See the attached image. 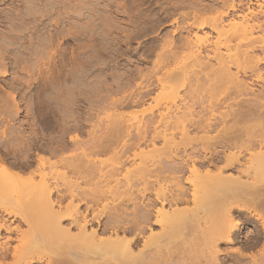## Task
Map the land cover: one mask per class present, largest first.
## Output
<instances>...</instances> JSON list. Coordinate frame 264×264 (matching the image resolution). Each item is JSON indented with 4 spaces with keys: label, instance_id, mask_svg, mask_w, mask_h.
Returning a JSON list of instances; mask_svg holds the SVG:
<instances>
[{
    "label": "bare ground",
    "instance_id": "obj_1",
    "mask_svg": "<svg viewBox=\"0 0 264 264\" xmlns=\"http://www.w3.org/2000/svg\"><path fill=\"white\" fill-rule=\"evenodd\" d=\"M7 1V5H14L21 0H0V4ZM1 12L0 24L5 23ZM16 12L6 14L5 20L9 21ZM163 15L150 21L154 25L151 28L170 16L173 28L163 32L154 66L147 72L137 70L124 81H115L114 88L107 86L109 81L106 86L99 85L106 94L122 92L120 97L107 98L109 102L105 99L103 109L138 106L160 89L162 101L145 119L133 120L131 115L106 111L108 130L95 134L96 122L92 123L87 138L82 139L78 134L79 118L73 113L67 115L75 102L76 107L79 104L62 95L63 115L57 122L60 134H41L48 137L43 141L39 131H35L36 116L30 119V104V109L26 105L30 113L27 122L34 133H26L21 122L16 126L10 123L20 111L15 92L0 93V121L5 122L0 130V152L4 150L14 160L6 164L0 153V264H264L262 3L172 0ZM257 31L259 34H255ZM213 34L216 40L210 39ZM45 50L48 54L36 52V64L54 60L55 51ZM4 56L0 50V62ZM75 66L71 65L65 75L72 80L79 72L75 69L79 64ZM35 68L38 67L34 65ZM87 68L77 78L86 81L88 97L83 102L89 111H94L103 94L100 100L93 99L96 77L93 68ZM3 73L7 69L0 71ZM245 76L263 86L255 92ZM133 82L134 86L129 87ZM79 88L82 87L76 89ZM92 114L88 112L84 117L86 122ZM51 121L47 119V123ZM7 125L10 128L6 130ZM71 130L76 132L68 136ZM141 144L144 147L139 148ZM130 150L134 152L127 154ZM108 152L112 153L109 163L96 158ZM136 157L139 161H135ZM3 158L8 159L4 155ZM35 176L39 178L34 179ZM14 196L19 201L17 206L12 202L16 200ZM109 199L115 202L110 207ZM189 203L192 206L188 208ZM13 220L24 222L27 229L18 224L10 226ZM246 222L253 229L245 237V245H262L259 256L247 254L237 245ZM159 223L162 232L150 231L147 235L146 231ZM179 229L187 236L195 229L197 242L194 240V246L186 247L179 259L172 261L166 249L175 236L170 232ZM15 239L17 243L12 245ZM219 243L235 247L222 250ZM242 257H248V262Z\"/></svg>",
    "mask_w": 264,
    "mask_h": 264
},
{
    "label": "rangeland",
    "instance_id": "obj_2",
    "mask_svg": "<svg viewBox=\"0 0 264 264\" xmlns=\"http://www.w3.org/2000/svg\"><path fill=\"white\" fill-rule=\"evenodd\" d=\"M21 1L23 2V0H21ZM21 1L14 3V5H7V3H9L8 1L0 4V10L2 11L1 16L3 17V19L5 21V23L0 24V38L2 39V40L0 39V50L5 54L4 59L0 62V71H4L5 69H7V73L0 74V93L6 94L7 91L13 92V93L15 92L14 93L15 97H16L17 101H19V103H20L19 114L16 117L13 116L14 117V119L12 118L13 122L10 120L11 121L10 123H14L16 126V125H19V123L21 122L22 127L26 133H30V132L34 133L35 131L37 133L39 131V136L41 134L44 135V133H45V135L51 133L54 137H57L58 136L57 134H60V132H59L60 129L58 127L59 125L57 124V122H58V120L61 119V116L63 115L62 111H63V104L64 103L61 100V97H62V95H65V97L68 98L71 102L72 101L74 102V100H77V104H79V107H76V102H75V105L71 106V107H73L71 109L72 110L74 109V110L73 111L71 110L67 115H72L71 113H73V116H75L76 118L77 117L79 118L78 122L80 124V127L78 129L79 130L81 129V130L79 131L78 134L82 139H86L87 138V134H86L87 130H89L90 125L92 123H95V122H96L95 123L96 127L93 128L94 133L100 134L102 131L105 133L108 126H110L108 124V121H107L108 118L105 115L106 111L108 113H123V114L128 115V116L131 115L130 117H133V120H135V119L139 120V119H145L146 116H148V112H150L151 110L157 109V107L160 105V103L162 101L161 97H162L163 93L160 91V89L155 90L153 93H151L147 98H145L146 101L144 100L145 102L143 101L138 106L137 105L125 106V108H124V106H118V107L117 106H115V107L111 106V108L107 107V109H103L102 107L105 104H107V102H109V100H107V98L109 99L111 97L112 98H117L118 96L120 97L122 92H120V91L118 93L112 92L111 94L107 93L108 95H110L108 97L106 92L102 91L103 89L100 88V86L101 85L106 86V84H108V81H109V85H107V86H111V87L113 86L112 88H114L115 83H116L115 81H117V80L118 81H121V80L124 81L129 77V75L136 73L137 70H140L141 72H145V71L147 72L148 69H150L154 66V64L157 61V56L155 57V55H157L159 53V51H161L160 47H161L162 36L164 37V33L173 28V24L170 23L173 17L172 16L168 17V19L164 20V21H166V24L163 21V24H161L159 26H155L154 29L151 28L154 26L152 24V22L154 19H156L160 16L162 17L164 8H166L169 5V2H171L172 0H33V2L30 4L21 3ZM203 1L205 2L207 0H201L202 3H204ZM259 2L262 3V8L264 9V0H259ZM46 3H47V5H46ZM12 6H13V8H12ZM28 7H29V10H28ZM31 9H32V11H31ZM16 10L18 13L16 12ZM12 11L16 12V13L13 14V16L11 17V19L9 21H6L5 20L6 14H11V13H13ZM29 11H31V12H29ZM36 12H38V13H36ZM27 13H29V15ZM22 15L23 16L25 15L24 18ZM27 15H28V17H27ZM15 16L19 17V18H16ZM90 16L92 17V19ZM261 17L263 19V16H261ZM21 18H23V19H21ZM150 18H153V19H150ZM90 21H92V22H90ZM150 21H152V22H150ZM101 22L103 23V25L105 24V26H103ZM35 25H37V26H35ZM106 25L107 26L109 25V26L107 27ZM94 26L97 28H95ZM134 27H136V28H134ZM132 31L134 34L132 33ZM255 34H259V32L257 31V33H255ZM47 36H50V37H47ZM211 36H213V37H211ZM211 36H210L211 37L210 39H214V34ZM8 37H10V38H8ZM12 37H13V40H11ZM51 37L54 39H53V41L49 42V39ZM26 39L27 40L29 39V41H27ZM214 40H216V37ZM30 41H32L33 43ZM2 42H3L2 47H4V48L1 47ZM19 43H21V45ZM29 45L31 47H29ZM33 46H34V48H33ZM30 48H31V50H30ZM26 49H27V54H26ZM33 49H34V51H33ZM40 49H43V50H40ZM45 49H47V50L53 49V51H55L54 52L55 55L53 56L54 60L51 62H50V60H47L48 62L46 61L47 63H44L45 65L43 64V62H41L40 64H36V57L38 56L36 52L37 51L38 52L44 51V52H42L43 54L47 53L48 51H46ZM17 50H19V52H17ZM28 50H29V52H28ZM96 50H98V51H96ZM30 51L33 54H31ZM22 52H24V53H22ZM71 52H73V54ZM89 54H91V56ZM23 56H24V58H23ZM69 56H70V58H69ZM28 57H29V59H28ZM77 57H78V59H77ZM86 57H88V58H86ZM93 57H95L96 59ZM21 58H23L24 60ZM72 58H73V60H71ZM93 59H95V60H93ZM91 60H93V61H91ZM69 61H70V64L72 66H75V65L78 66V64H79L80 69L77 66H75V67H77L75 69L78 70L79 72L84 71V69H85V72H87V70H88L87 67H89L90 70H91V67L94 69V70L92 69V72L94 74L93 77L94 78L96 77L94 79V81H95V84L97 83L96 84L97 88L94 91L96 97L93 96L94 97L93 99L97 98L96 100H100V97L102 94H103L102 96L104 99V100L102 99L103 101L101 100L100 102L99 101L96 102L97 105H96V109L94 111L93 110L89 111L85 106L86 104L84 102H85V98L88 97V95H87L88 92H87V88H85L86 87V84H85L86 81H84V78H82V77L77 78L80 76V73L78 72V76L76 78H73V80L75 79L74 82L72 80V77L70 78V77L65 76L66 73H68V71L70 70L69 67L71 68ZM72 61L75 62V64L72 63ZM89 61H90V63H89ZM80 62H81V64H80ZM55 63H56V65H55ZM76 63H78V64H76ZM82 64L83 65L85 64L86 66L85 65L83 66ZM89 64H90V66H89ZM34 65H35V67L37 66L38 68L34 69ZM81 65L84 68H82ZM173 65H171V66H173ZM27 66L28 67L30 66V67L28 68ZM81 69H83V70H81ZM81 73H83V72H81ZM126 73H128V74H126ZM53 75L55 77H53ZM120 76H121V78H120ZM54 78H55V80H54ZM67 78H69L71 81H67V80H69ZM81 78L83 80H80ZM56 79H58V80H56ZM65 79H67V80H65ZM100 80H102V81H100ZM105 80H107V82H104ZM245 80H247L249 82L251 89L253 87V90L255 92L258 91L260 89V86L262 85L261 82L258 83L255 80H252V78H250L248 76H245ZM76 81H77V83H76ZM136 81H138V79H136ZM250 81L251 82L255 81L256 83L252 82V84H251ZM71 82L75 84L76 88H78L80 86L82 88H79V90L75 88V90H74V85H72ZM100 82H102V84ZM63 83L66 85V87H64L65 85ZM67 84L70 87H68ZM131 84L132 85H130V86L128 85V86L133 87L135 83L133 82ZM128 86L125 87V90L128 88ZM1 87H2V89H1ZM67 87L69 88V90L67 89ZM65 89L67 92L64 91ZM61 90H63L66 93H64L63 91L61 92ZM68 91H69V93H68ZM70 92H71V95H70ZM94 92H93V94H94ZM67 93H68V95H67ZM105 95H107V96H105ZM69 96H71L72 98H69ZM0 97H1V95H0ZM105 99L107 100V102ZM8 101H10V100H7V103L10 104V102H8ZM1 103H2V101L0 102V106L2 105ZM27 104H28V109L32 108V110H31L32 114L30 115V119L32 120V118L34 119V116H36L35 122H36V125H37V123H38V125H37V129L35 131L33 128L30 127L29 122H27L29 120V119L27 120V115L30 114V113H27V111H28V109H26ZM29 104L31 106L30 108H29ZM98 104H100V105H98ZM88 112H90L91 114L93 113L92 119L91 118L89 119L91 121V122L89 121V123L85 121V118L87 117ZM49 113H51V114H49ZM46 114H47V116H46ZM0 115H2L1 111H0ZM22 117H23V119H22ZM6 118H7V115H6ZM49 118H51V120L53 119V121H51L50 123H47V119H49ZM78 118H77V120H78ZM8 119H10V118L8 117ZM54 120H55V122H54ZM4 123H3V121H0V130H2L4 128L3 127ZM33 123H34V121H33ZM55 123H56V125H55ZM95 124H94V126H95ZM1 125H2V127H1ZM8 126L9 125H7L6 130L10 128V127L8 128ZM106 126H107V128H106ZM57 132H59V133H57ZM75 132H76V130L69 131L68 136L74 134ZM103 132H102V134H103ZM42 135H41L40 140L43 139V141H45V138H46V140L48 139V137H45ZM159 143H160V140H157V143H156L157 146H160ZM117 144H119V143H117ZM141 147H144V146L141 144V146L139 148H141ZM133 150H130L127 154H129L130 152L132 153L137 149H135L134 151ZM0 153H1V158L4 160V162L6 164H9V161L13 160V158L9 157L8 154L4 150L1 149ZM33 154H34V152H33ZM3 155H4V157H8V159L5 160L3 158ZM110 156H112V153L110 154V152H108L105 154L101 153V155H97L96 158L102 159V160L106 159L105 161L107 163H109L108 161L111 160V159H109ZM136 160L139 161V159L137 157H136L135 161ZM15 163H17V161H15ZM125 165L129 166L130 162L128 164L126 163ZM32 166L33 165H31L30 167L32 168ZM27 170L28 169L25 168V171H27ZM183 176H185V175H183ZM38 178H39L38 176H35L34 179H38ZM186 185L188 186V184H186ZM15 196H14V198L16 200L12 199L13 200L12 202H15L14 205L17 206L16 204H17L18 200ZM55 197H56V194H55ZM107 203L109 204V207H110L115 202L112 201L111 199H109V200H107ZM187 205H188L187 206L188 208L190 206H192L191 203H189ZM180 206H183V204H181ZM128 208H130V207H128ZM194 209H193V211H194ZM252 221H253V219H251V222ZM12 225L13 226L14 225L20 226V228L23 230L27 229V224H25L24 222H21V221H20V223H18V220L11 221L10 226H12ZM161 226L162 225L160 223L158 225L151 226L150 230L146 231L147 235L149 234L150 231H152L154 233L162 232L163 229ZM252 229H253V226H250L248 222L243 224V229H242V233L240 236V241H239V244L237 243V245L238 246L241 245L240 248L245 253H247V252H248L247 254H250V253L257 254L258 253L256 256H259L258 251H260V249H262V245L260 246V244H259V245L252 246V247L245 245L246 244L245 237L251 235L250 232L252 233ZM192 231H194L195 233L193 232L194 234L192 233L188 236L186 234L184 235V231H183V235H182L180 229L177 232H174V231L170 232L171 234L172 233L175 234V236L172 234V236H174V237H171V240H170V241H172L171 243L173 245L170 244L171 246L169 245L168 249H166V253L168 252L167 255H169V258H171V260L172 259L174 261L176 259L178 260L179 258H177V257H180V255L184 252L183 250H186L185 249L186 247H188L189 245H190L189 247H192V245L193 246L195 245L194 240H196V237L194 235H197V233H196L195 229H193ZM146 233H145V235H146ZM177 234H178V236H177ZM194 237H195V239H194ZM184 238L187 239L188 243L185 242L186 239L184 241ZM242 239L244 240L245 243L243 242ZM192 242H194V243H192ZM196 242H197V240H196ZM16 243H17L16 239L11 242L12 245L16 244ZM244 245H245V248H244ZM234 247H235V245H226L223 243H219V248L222 250H232V249H234ZM173 248L175 249V251L173 250ZM245 249H246V251H245ZM176 251H177V253H176ZM221 257H223L222 254H221ZM246 258L247 259L242 257L240 259H243L244 261L249 259L248 257H246ZM243 260H242V263L244 262ZM246 262H248V261H246Z\"/></svg>",
    "mask_w": 264,
    "mask_h": 264
}]
</instances>
